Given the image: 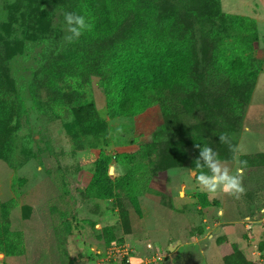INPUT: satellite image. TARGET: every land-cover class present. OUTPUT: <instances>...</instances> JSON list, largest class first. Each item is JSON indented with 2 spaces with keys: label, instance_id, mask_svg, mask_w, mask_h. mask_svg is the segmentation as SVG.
Segmentation results:
<instances>
[{
  "label": "rangeland",
  "instance_id": "rangeland-1",
  "mask_svg": "<svg viewBox=\"0 0 264 264\" xmlns=\"http://www.w3.org/2000/svg\"><path fill=\"white\" fill-rule=\"evenodd\" d=\"M79 1L0 0V264H120L105 258L111 238L131 264H264V224H243L264 208V0H146L191 57L186 84L136 116L103 87L132 18L68 43ZM238 35L236 73L224 49ZM225 133L247 161L239 197L202 192L193 174L197 143L238 166Z\"/></svg>",
  "mask_w": 264,
  "mask_h": 264
},
{
  "label": "trees",
  "instance_id": "trees-1",
  "mask_svg": "<svg viewBox=\"0 0 264 264\" xmlns=\"http://www.w3.org/2000/svg\"><path fill=\"white\" fill-rule=\"evenodd\" d=\"M154 9V4L146 0H80L74 10L75 14L85 16L91 23V30L85 31L83 37L94 43L116 31L126 19L132 18L131 25L136 30L128 34L123 43L117 44L119 46L108 57L106 66L109 74L103 86L111 99V109L122 116L140 115L153 105L163 104L165 95L175 87L184 86L189 76L191 56L182 27L174 28L172 17H166L157 29L153 22ZM233 20L238 33L254 32L253 22L246 20L242 24L240 19ZM235 39L237 42L224 50L231 52V63L228 64V59L225 64L237 73L238 65L233 56L242 55L237 44L243 40L240 35ZM7 115L2 102L0 126ZM103 170L107 174L105 167ZM97 195L100 197V194ZM112 241V238L109 239L108 244ZM3 245H6L5 241ZM3 245L0 243V251L5 253Z\"/></svg>",
  "mask_w": 264,
  "mask_h": 264
},
{
  "label": "clouds",
  "instance_id": "clouds-1",
  "mask_svg": "<svg viewBox=\"0 0 264 264\" xmlns=\"http://www.w3.org/2000/svg\"><path fill=\"white\" fill-rule=\"evenodd\" d=\"M64 24L68 33L65 40L68 43L75 42L85 31H90L92 28L91 23L86 20L85 16L72 12L64 13ZM218 138L220 143L229 146V150L233 153L232 160L238 166L230 167L219 159L218 153L213 148L207 145L201 146L197 143L194 145V148L198 150V156L194 160L195 170L197 171L193 174L202 192L211 195L224 193L239 197L245 192L243 177L247 161L239 159V150L232 144L228 134H221Z\"/></svg>",
  "mask_w": 264,
  "mask_h": 264
},
{
  "label": "built area",
  "instance_id": "built-area-1",
  "mask_svg": "<svg viewBox=\"0 0 264 264\" xmlns=\"http://www.w3.org/2000/svg\"><path fill=\"white\" fill-rule=\"evenodd\" d=\"M253 213L256 214L257 212L254 211ZM259 213L261 214L259 221L252 219L249 216L244 219L243 224H245V230L246 231L250 232V230L252 229V226L255 224V222H259V223L262 222V224H264V208H261L259 210ZM107 248L108 249H107V252L105 254V258L107 260L112 258V259H118L120 264H131L130 256H129V254L131 252L128 254L129 248L127 246L119 245L117 242L113 241L109 244V246ZM157 259L160 260L161 258H157Z\"/></svg>",
  "mask_w": 264,
  "mask_h": 264
},
{
  "label": "water",
  "instance_id": "water-1",
  "mask_svg": "<svg viewBox=\"0 0 264 264\" xmlns=\"http://www.w3.org/2000/svg\"><path fill=\"white\" fill-rule=\"evenodd\" d=\"M174 249V247H169V252H171Z\"/></svg>",
  "mask_w": 264,
  "mask_h": 264
},
{
  "label": "crops",
  "instance_id": "crops-1",
  "mask_svg": "<svg viewBox=\"0 0 264 264\" xmlns=\"http://www.w3.org/2000/svg\"><path fill=\"white\" fill-rule=\"evenodd\" d=\"M245 219V218H244ZM252 234V231H250V235ZM248 237H250V236H248ZM250 241H252V240H250Z\"/></svg>",
  "mask_w": 264,
  "mask_h": 264
}]
</instances>
